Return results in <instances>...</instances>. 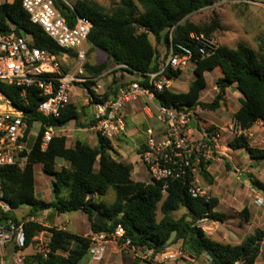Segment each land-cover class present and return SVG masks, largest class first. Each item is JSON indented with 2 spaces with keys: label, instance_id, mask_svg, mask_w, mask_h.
<instances>
[{
  "label": "trees",
  "instance_id": "16d2710c",
  "mask_svg": "<svg viewBox=\"0 0 264 264\" xmlns=\"http://www.w3.org/2000/svg\"><path fill=\"white\" fill-rule=\"evenodd\" d=\"M54 3L57 8L59 4L63 5L62 10L58 8L63 16H70L71 12H65L68 7L61 0H54ZM212 4L213 0H120L112 10L107 11L88 0L76 1L73 6L75 13L89 19L92 24L87 38L89 49L102 51L107 58L106 62L98 66L85 64V72L96 77L111 64L121 72L137 75L140 85L144 87L146 80H141V76L155 73L160 67L159 54L150 37L158 43L164 39L167 46L171 31L173 41L180 43L186 42L191 33L209 34L219 27L217 21H213L214 27L202 28L187 21V17ZM11 28L17 35H31L35 47L39 49L48 50L57 56L64 53L38 26L30 23L21 7V0L0 4V33H6ZM192 63L194 78L186 92L163 90L155 93L160 105L169 108L199 106L203 111H216L220 108L226 89L235 86L242 98L234 121L242 131L249 130L257 121L264 128V37L257 39V50L243 43L234 49L218 46L212 56H194ZM215 68L220 71V77L215 82L217 93L211 102L203 103L200 95L206 88L204 73ZM181 73L167 70L166 77L176 79ZM125 84L110 89L102 99L114 97ZM86 85L90 87L91 83ZM0 93L28 114L30 126L32 122L41 124L25 167H0V188L11 211L24 205L31 207L32 217L47 210L56 214L80 211L88 216L92 233L113 232L118 225L121 226L125 237L137 252L148 250L154 256L181 241L184 252L194 258L205 254L209 257V264H255L264 231H253L239 245L220 244L206 238L195 223L203 218L223 222L224 216L214 210L216 199L192 198L186 188L178 183L171 184L163 196L159 183L133 181L132 166L114 159L111 142L98 134L94 147L81 141H75L71 147H67V140L62 136L52 138L45 150H41L45 131L43 125L62 128L71 121H77L76 107L69 104L59 118L44 119L36 112L40 98L34 91L28 92L27 105L19 99L16 88L3 82H0ZM139 109L142 110L143 105H139ZM92 124L90 120L87 126L90 128ZM212 130L207 128L204 131L207 137ZM228 148L232 151L244 150L249 159L264 161V149L252 147L245 135L234 137L229 141ZM57 160L63 161L64 166L57 168ZM37 164L42 166L44 174L53 178V199L50 202L35 197L34 166ZM209 165L210 161L203 162L200 172L202 182L207 185L213 181L208 172ZM225 166L229 169L227 162ZM249 181L254 189L264 193V184L251 176ZM109 190L115 196L111 204L103 200ZM180 209H184L185 214L174 218V213ZM157 212L161 215L159 220L156 219ZM96 215L101 217L98 223L94 222ZM241 216L245 221L248 220L246 208L241 211ZM7 217L15 224L19 223L12 213ZM173 230L177 231V235L173 243L166 246V240ZM24 231L26 247H35L32 240L38 232L46 231L50 251L44 258L36 248H32L33 253L26 256L24 264H79L87 256L90 245L88 237L58 228H45L36 222L24 224ZM132 264H137L136 260Z\"/></svg>",
  "mask_w": 264,
  "mask_h": 264
},
{
  "label": "built area",
  "instance_id": "2783aa9c",
  "mask_svg": "<svg viewBox=\"0 0 264 264\" xmlns=\"http://www.w3.org/2000/svg\"><path fill=\"white\" fill-rule=\"evenodd\" d=\"M238 2L256 4L249 0ZM21 7L28 15L30 23L38 26L65 56L73 59L74 64L65 69L57 55L35 47L31 35H17L14 28H11L6 33H0V82L16 88L19 99L26 105L28 92L34 91L40 98L36 112L44 119L59 118L61 112L71 104L72 90L79 88L87 94L85 103L91 106L93 124L90 129L111 143L126 131V106L142 101L143 110L153 107L154 119L158 125L149 126L145 130V141L138 151L140 164L148 175L149 182L159 183L163 196L171 184L178 183L186 188L192 198L209 199L207 190L200 185L201 164L211 161L217 154H222L219 136L210 133L207 137L204 132L202 134L191 127V123L198 122L202 112L199 106L165 107L156 101L155 93L170 89L174 79H167V70L183 72L190 63L193 64L194 56L210 57L218 46L201 33L189 34L186 42H174L171 31L158 71L141 76V80H146V85L142 87L140 79L127 82L118 89L114 97L103 100L96 94L99 86L86 85L89 81H95L94 78H86L84 70L91 21L77 15L71 6H67L70 16H63L54 0H21ZM4 100L5 103L0 102V167L22 169L27 164L41 124L32 122L30 126L28 114L14 106L8 98ZM34 128L37 131L32 146L28 148ZM43 128L45 131L41 139V150H45L51 139L63 132V127L43 125ZM228 131L233 138L246 133L235 121ZM255 204L261 206L263 202L256 199ZM10 212L11 208L3 199L0 188V220H6L5 225H0V264H5V258L9 254H12L11 264H24L26 251L32 248H36L45 258L50 253L47 232H38L32 240L35 247H26L24 224L38 222L26 219L15 224L7 217ZM204 220L207 218L199 221ZM89 241L87 256L92 260H101L110 243H114L118 249L133 250L135 255L137 253L119 225L113 232L91 234ZM262 248L264 238L260 243V257ZM183 254L181 248L174 251L167 248L157 255L163 262H174Z\"/></svg>",
  "mask_w": 264,
  "mask_h": 264
},
{
  "label": "rangeland",
  "instance_id": "374dc122",
  "mask_svg": "<svg viewBox=\"0 0 264 264\" xmlns=\"http://www.w3.org/2000/svg\"><path fill=\"white\" fill-rule=\"evenodd\" d=\"M11 0H0V4L3 2ZM66 6L73 7L76 1L79 0H61ZM90 2L96 3L99 6H102L107 11L112 10L120 0H88ZM135 1V0H133ZM251 11L255 10L260 15L264 16V11H259L258 9H254L253 7H249ZM246 8L242 3H239L235 0H213V4L210 7H207L205 9H202L189 17H187V21L200 26L202 28L208 27H214L213 21H217L220 25L218 28H214L212 32L209 34L201 33L209 40L213 41L216 46L223 45L227 46L231 49H234L238 44L243 43L245 45L246 42L241 40L242 36L236 32V29H239L242 27L244 32L250 31V26H252V21L250 18L246 17ZM222 22L224 25H222ZM249 36L246 37L249 43V46H251L254 50H257V40L252 38L251 31L248 34ZM150 40L155 47V50L159 54V60L164 59V54L166 50V43L164 39H161V41L155 42L153 37H150ZM86 63L89 66H98L104 62L107 61L106 54L99 50H91L89 49V46L86 45ZM60 62L62 63L63 67L65 69H69L73 66L74 61L72 58H68L64 54L58 56ZM110 64V63H109ZM86 78H94V82H87L91 83L90 87L93 86H99V89H97V95L103 98L104 94H108L109 90L112 88L117 87L118 85L122 83L132 82V81H138L139 77L135 74H128L125 72H121L117 66H113L110 64L109 68L101 75L92 77L87 72H85ZM194 78L193 75V65L190 63L188 67L182 72V74L174 79L172 81V85L170 87V91L172 92H185L187 90L188 84L190 81H192ZM218 78L217 72H206L205 73V79L207 81V86L205 90L201 92L200 95V101L203 103H209L212 101L214 95L217 93L215 82ZM86 83V84H87ZM7 99L5 96H3L0 93V102L5 103V100ZM87 99V94L83 93L79 88H74L72 90V98H71V104H73L76 107L77 113H78V119L77 121H71L68 123V126L64 128V131L61 133H58L57 137L64 136L67 140L66 145L71 147L75 141H81L89 146H92L96 144V136L94 134V131L90 130L87 124L91 120L90 114H91V106L85 103V100ZM144 105V104H142ZM239 107V100L237 99V95L235 90L228 89V92L225 93L224 99L220 105V109L216 112H204L202 114H199L198 121L201 120L207 122H213L214 124H217L219 128H223L224 131H219V129H214V133H216L219 136V145L221 147L222 154H217L215 157L216 159L215 164H211L210 169L217 170L220 173V176L225 175L224 181L227 182V184L232 188V191L236 194L234 195L233 200V207L231 210L224 209V207H220L218 214H221L224 216L223 222L219 221H213L210 219L204 220V221H197L195 223V226L200 228V230L203 232L204 236L214 242L220 243V244H229V245H237V243H242V241L249 237L250 235H246L248 230L246 229L247 225L245 224V221L243 220L242 216L240 215L241 212V201L242 197L240 199V194L244 192V185L240 182H242V177L240 182L235 180L234 174H232V169L229 167V169L225 166V160L223 158H226L225 155L228 154V148L227 143L233 139V136L230 135L228 131L229 125L233 123V116L232 113L236 111V109ZM150 110L152 113L154 112V108L150 106ZM142 110L139 109L137 113L141 112ZM224 116V118H223ZM228 118L226 119V117ZM223 118V119H222ZM206 124V125H207ZM151 125L155 126L158 125L157 121L154 119L151 121ZM205 126V125H204ZM191 127L193 129H197L196 123H191ZM206 128V127H204ZM210 128H214L210 126ZM36 128L33 130V135L28 141V148H30L34 141V136L36 134ZM254 138L251 137V139ZM118 139V138H117ZM113 141V146L117 147L119 149L120 145L118 144V140ZM252 141V140H251ZM251 144V143H250ZM253 145V144H252ZM263 145V144H262ZM254 146V145H253ZM256 146V145H255ZM127 148H132V143H127ZM113 152H115V149L113 148ZM214 157V159H215ZM137 156L135 155V152L131 154V160L135 161L137 160ZM244 162L240 161L239 164H235V167L239 170L242 169ZM209 169V174L211 175V172L213 174V171ZM35 170V177L36 181H39V185L47 188L44 192L45 201H48L49 199L53 198L52 193L50 192V187L52 186L53 178L51 176L45 175L42 172V166L37 164L34 166ZM139 174L137 176H134L133 178L135 180H145L148 179V176L143 173V170H139ZM217 173V172H216ZM46 184V187H45ZM201 188L206 189V185L202 180L200 181ZM208 194L212 197L211 191H208ZM224 196V195H223ZM227 196H224L223 199L227 200ZM106 201L108 203H111L114 199V194L110 192L106 196ZM225 202V201H224ZM223 203V201H222ZM223 206V205H222ZM261 210L264 209V206L260 207ZM31 207L24 205L18 208L17 210L12 211V217L18 221L19 223L27 218H34L32 217L31 213ZM239 210V211H238ZM184 209H180V211L174 213V218H179L185 214ZM37 218L39 219V222L45 223L48 221V216H43L42 213L38 214ZM161 218V215L159 212H157L156 219L159 220ZM264 227V222L263 225ZM261 231V230H260ZM246 236V237H245ZM172 251L181 248V241L177 242L175 245L170 246ZM182 250V248H181ZM183 251V250H182ZM33 251L31 249H28L26 251V254H32ZM183 256L178 257L174 262H171L173 264H178L179 262H182L184 264H190L188 261V258L190 255L187 252L183 251ZM262 255L264 257V248H262ZM11 258L12 254H9L5 258V264H11ZM194 260L195 264H206V259L204 256H201L200 258H192ZM163 264V263H162ZM261 264V263H260Z\"/></svg>",
  "mask_w": 264,
  "mask_h": 264
},
{
  "label": "crops",
  "instance_id": "0c3cea01",
  "mask_svg": "<svg viewBox=\"0 0 264 264\" xmlns=\"http://www.w3.org/2000/svg\"><path fill=\"white\" fill-rule=\"evenodd\" d=\"M235 1L238 2L240 0H235ZM249 1L256 3V4H243L244 7L246 8V12H245L246 17L250 18L251 21L253 22L252 26H250V31H251L250 36L252 37V38H250V40L253 38L255 40H257L260 37H264V16L260 15V13H258L257 11L255 12V10L251 11L249 9V7H253L254 9H258L259 11H264V0H249ZM222 25H224L223 22H222ZM236 32L238 34H240V36H242L241 40L246 42V44H248L247 46H249V43H248L249 38L248 39L246 38L249 36L248 35L249 32H244L242 27H240L239 29H236ZM219 46H223V45H219ZM225 47H227V46H225ZM249 47L252 48L251 46H249ZM227 48H229V47H227ZM209 72H217L218 78L220 77V71L218 68H215L214 70L209 71ZM205 73H204V77H205ZM206 86H207V81H206ZM232 88L236 92L237 99L240 100L242 97H241L240 93L235 89V86L227 88L225 93L228 92V89H232ZM142 104H143V102L140 101L139 103L130 104V105L126 106V109H125L126 131L123 135H121L117 139L118 144L120 145L119 149L117 147L113 146V148L115 149V152H112L111 154H112V157L114 159L121 161V162H124V163H127V164H130L132 166L131 179L133 181L149 182V177H148V179H145V180H135L133 178L134 176H137L139 174L140 169H142L143 173L146 174L144 168L140 164V161L138 158V151L145 141V134H144L145 130L149 126H151V127L157 126V125H155V126L151 125V121L154 120V112L152 113L151 110H146V109L143 110L142 109L141 112L137 113V111H138L137 109H138L139 105H142ZM143 107H144V105H143ZM238 108L236 109V111L238 110ZM219 109H217L216 111H218ZM216 111H208V112H216ZM236 111H234L232 113L233 121H234V114ZM204 112H207V111L202 110V112L200 114H202ZM90 117H91V114H90ZM223 118H224V116H223ZM227 118H228V116L226 117V119ZM206 124H207V122H205L203 120H201L200 122L198 121L196 123L197 129L199 130L200 133L204 132L207 128H210V126L214 127L212 131H214V129H216V128L219 129V131H224L223 128H219V126L217 124H214L213 122H208V124L207 125ZM67 126L68 125L63 127V131H64V128H66ZM230 126L231 125H229V127ZM204 127H206V128H204ZM229 127H228V129H229ZM227 132L229 133V131H227ZM211 133H214V132H211ZM94 134L96 136L95 132H94ZM253 135H254V138L251 139V137H253ZM245 136L248 137L249 142L251 143L252 147H255L258 149H264V128H263L262 123L260 121H257L249 130H247L245 133ZM127 143H132L133 149L132 148L128 149ZM228 143H227V147L225 149L228 148ZM66 146L69 147L68 145H66ZM94 146H96V144L92 145L91 147H94ZM227 150H228V154L225 155L226 156L225 162H227L228 166L232 169V172H233L232 174H234L235 180L240 182L241 177L243 178L242 182H240V183H242L244 185L245 189H244V192L240 194V199L242 197L241 211L244 208H246V210L248 211V220L245 221L243 219L245 221V224L247 225L246 229L248 230L246 235L247 234L252 235L253 231H255V230L264 231V227L262 226L263 222H264V209L263 210L260 209V207L264 206V193L259 191V190L254 189L251 186L250 181H249V177L251 176L252 178L259 181L260 183L264 184V161H256V160L249 159L247 153L244 150L232 151L229 148ZM132 152L133 153L135 152V155L138 158L135 161L131 160ZM216 159L217 158L215 157V159L213 158L210 161V165L208 166V172H209L211 164H213V163L215 164ZM217 160H219V159H217ZM240 161L244 162V164H243L244 166L242 167L241 170H239L235 167V164H239ZM61 166H64L63 161L57 160L56 161V167L59 168ZM210 170H212V169H210ZM212 171H213V174L211 172L212 179H213L212 184L206 185L205 188H206L207 192L211 191L212 197L217 200V205H216L214 210L216 212H218L220 207L221 208L224 207V209L231 210L233 207L232 205H233L234 195L236 196V194L232 191V188L227 184V182L224 181L225 175H222V177H221L220 173L218 172V169L217 170L214 169ZM35 175H36V173L34 170V183H35L34 184V193H35V197L37 199L44 201V202L52 201L53 198L49 199L48 201H45V199H43L44 192L46 191L47 188L44 189L43 185L42 186L39 185V181L38 182L36 181ZM45 187H46V184H45ZM51 189H52V186L48 190H50V192H51ZM110 192L113 193L112 190H109L107 195ZM223 195L228 197L227 200L223 199V197H224ZM106 196L103 198V200L107 204L113 203L115 196H114V199L111 203H108L106 201V199H105ZM209 198H211L210 195H209ZM256 199L262 200L263 204L261 206H257L255 204ZM222 201H223V203H222ZM42 215L48 216L47 222H45V223L39 222V219L37 218L38 215L34 218H27V219H34L38 222V224H40L41 226H43L45 228H58L62 231H65V232H68L71 234H75V235H78L81 237H88L89 238L90 235L93 234L91 231L89 218L83 212L77 211V212H71V213L56 214V213L52 212L51 210H47V211H43ZM240 215H241V212H240ZM237 245H239V243H237ZM169 249H171V247H169ZM202 256H204L205 259L207 261H209V258L207 255L203 254ZM192 258L193 257L190 256L188 258V261L190 264H195L194 260ZM134 260H136L137 264H162V263L163 264H173L171 262L161 261L159 256L158 255L153 256L151 251L147 250L144 252H137L135 255L133 250L118 249L114 243L108 244L106 252H105V254L101 260H92L89 256H85L79 262V264H132V262ZM260 263L264 264L263 255L261 257L258 256L256 261H255V264H260ZM178 264H184V263L179 262Z\"/></svg>",
  "mask_w": 264,
  "mask_h": 264
},
{
  "label": "water",
  "instance_id": "95a60500",
  "mask_svg": "<svg viewBox=\"0 0 264 264\" xmlns=\"http://www.w3.org/2000/svg\"><path fill=\"white\" fill-rule=\"evenodd\" d=\"M58 8L62 10V9H63V5H62V4H59V5H58ZM65 12H67V10H65ZM11 213H12V212H10V214H11ZM100 220H101V217H100V216L96 215V216L94 217V222H95V223H98ZM187 221H190V219H187ZM5 223H6V220H5V219L0 220V225H5ZM176 235H177V231H176V230H173V231L171 232L169 238L166 240V246H170V245L173 243V241H174ZM208 258H209V257H208Z\"/></svg>",
  "mask_w": 264,
  "mask_h": 264
},
{
  "label": "bare ground",
  "instance_id": "6f19581e",
  "mask_svg": "<svg viewBox=\"0 0 264 264\" xmlns=\"http://www.w3.org/2000/svg\"><path fill=\"white\" fill-rule=\"evenodd\" d=\"M3 109H4V110H6V108H5V107H3Z\"/></svg>",
  "mask_w": 264,
  "mask_h": 264
}]
</instances>
